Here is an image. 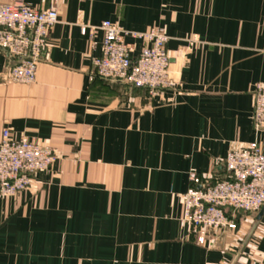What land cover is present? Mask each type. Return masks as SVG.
<instances>
[{
    "label": "crops",
    "instance_id": "crops-1",
    "mask_svg": "<svg viewBox=\"0 0 264 264\" xmlns=\"http://www.w3.org/2000/svg\"><path fill=\"white\" fill-rule=\"evenodd\" d=\"M21 1L54 3L59 23L33 84L10 82L0 51V142L8 130L58 158L27 191L0 200V264H264L259 213H238L235 228L205 245L182 223L192 173L213 184L227 177L231 151L257 142L264 154L252 120L264 0ZM104 21L164 28L177 89L150 96L92 78L100 48L82 28Z\"/></svg>",
    "mask_w": 264,
    "mask_h": 264
},
{
    "label": "built area",
    "instance_id": "built-area-1",
    "mask_svg": "<svg viewBox=\"0 0 264 264\" xmlns=\"http://www.w3.org/2000/svg\"><path fill=\"white\" fill-rule=\"evenodd\" d=\"M58 23L54 3L43 10L21 0L0 3V51L10 59V82L35 83L38 66ZM99 31L103 33L101 43L95 40ZM82 34L89 35L94 50L100 48V54L90 58L92 78L125 81L148 91L150 96L177 89L170 73V38L164 28L133 32L118 22L104 21L98 27H83ZM128 38L141 41V48L129 43ZM253 94L252 120L259 133L264 131V83H258ZM57 158L49 145L24 137L15 139L5 130L0 142V200L27 191L36 175L48 171ZM225 169L227 177L213 184L195 173L190 175L192 186L183 197L182 223L200 245H205L214 232L235 228L238 213L256 214L264 207V154L257 142L231 151Z\"/></svg>",
    "mask_w": 264,
    "mask_h": 264
},
{
    "label": "water",
    "instance_id": "water-1",
    "mask_svg": "<svg viewBox=\"0 0 264 264\" xmlns=\"http://www.w3.org/2000/svg\"><path fill=\"white\" fill-rule=\"evenodd\" d=\"M110 82H113V83H118L119 82V83H122L124 85H127V83L125 81H110ZM263 216H264V207L259 212L257 220L260 221Z\"/></svg>",
    "mask_w": 264,
    "mask_h": 264
}]
</instances>
